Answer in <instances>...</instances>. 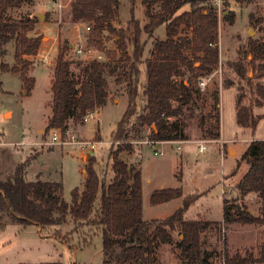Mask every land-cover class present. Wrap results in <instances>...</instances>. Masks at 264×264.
<instances>
[{
    "label": "trees",
    "instance_id": "obj_1",
    "mask_svg": "<svg viewBox=\"0 0 264 264\" xmlns=\"http://www.w3.org/2000/svg\"><path fill=\"white\" fill-rule=\"evenodd\" d=\"M31 1L0 0V61L7 54L6 45L14 41L16 62L14 65L1 63L0 70L20 73L27 93L35 87L36 80L28 75L31 64L25 57L38 53L42 39L29 37L37 18H16L12 12ZM122 1H72V22L93 24L89 27L88 47L105 53L104 32L107 30L115 34L121 54L106 52L103 61L79 64L80 71L74 75L71 63L65 58L67 47L61 46L51 87V114L46 126L47 133L59 129L64 135L69 129V121L83 124L87 116L107 105L111 95L108 79L115 78L117 85L124 86L128 105L111 135V141L118 144L117 149L113 147L110 152L113 180L108 185L102 181L95 169L96 158L89 157L84 166V188L73 190L69 204L64 200L63 181L26 180L27 161L19 164L5 180L0 179V214L12 216L23 227L36 225L48 229L55 240L69 246L75 234L84 232L90 241L101 235L104 264H160L159 249L175 244L181 264H215L213 252L205 248L203 237L217 229L219 222L185 220L187 211L201 195L184 196L182 188L156 190L150 198L153 206L181 198L183 205L165 220L146 221L142 168L129 166L121 155L134 152L136 143L144 140L174 143L189 140L188 121L195 116L200 118L203 138L220 139V91L214 89L206 95L200 88V81L209 78L220 65L216 0H141L147 10L148 23L141 27L132 8L129 27L116 30L112 22ZM128 1L134 6L137 0ZM221 2L224 13L228 11L224 20L233 24L234 12L229 8L231 0ZM186 6L190 9L181 12ZM163 25L166 38L155 39L150 57L144 60L143 32L153 37ZM190 30L189 37L181 35ZM129 44L132 55L128 54ZM248 53L251 60L229 63L228 66L245 84L239 88L237 96L236 122L254 135L260 121L264 120V114L255 113L258 108L264 109V42L250 39ZM196 64L199 66L195 67ZM142 66L146 73L144 84L141 82ZM232 86L233 82L226 79L225 87ZM248 92L254 101L247 105ZM242 160L250 166L238 185L237 198L223 200V223L228 226L264 225V216H254L243 203L250 193L258 194L264 201V140L252 141ZM100 192V203L96 207ZM69 220L74 228L63 234L62 226ZM2 225L0 223V227ZM174 234H178L177 243ZM69 248L73 250L72 246ZM223 256L224 264H264V245L261 256L256 258L252 253L231 255L225 241Z\"/></svg>",
    "mask_w": 264,
    "mask_h": 264
},
{
    "label": "rangeland",
    "instance_id": "obj_2",
    "mask_svg": "<svg viewBox=\"0 0 264 264\" xmlns=\"http://www.w3.org/2000/svg\"><path fill=\"white\" fill-rule=\"evenodd\" d=\"M73 0H32L12 15L16 18H37L38 22L30 38L41 37L42 43L38 53L25 57L30 62L28 75L35 78V87L27 93L20 73L2 72L0 70V179L5 180L16 169L18 163L29 162L26 180L63 181L64 200L71 204L72 192L76 188L83 190L85 183V160L96 158L95 169L100 179L109 182L108 174L112 172L113 161L111 149H117L113 143L112 133L124 115L128 100L124 86L117 85L115 78L108 79L111 94L107 105L89 117L83 124L69 121V129L62 135L63 143H54L52 136L58 129L46 132L47 120L51 114V87L54 81L60 47H67L65 58L71 63V72L77 75L80 65L91 60H105L106 52L120 55L115 34L104 32L105 53L88 47V37L93 27L91 23L75 24L71 20V3ZM219 16L220 65L209 76L206 95L214 89L221 90V136L214 141H191L188 143H167L151 146L147 140L136 143L132 153H122L121 157L129 166L142 168V194L144 202V219L165 220L183 205V198L169 203L153 206L151 195L164 188H182L184 196L200 194V198L189 208L186 221H218L220 226L204 235L206 249L213 252L215 264H224L225 241L231 255L252 253L261 256L264 245V225H225L223 223V199H235L238 185L249 169V164L242 160L243 153L254 140H264V120L260 121L255 134L250 129L238 126L236 122V101L239 88L245 85L239 81L229 63L251 60L248 53L250 39L264 42V0H231L230 10L234 12V23L224 20V5L216 0ZM133 8V13H132ZM186 6L181 12L189 10ZM146 7L141 0L133 6L123 0L117 8V17L112 22L116 30L129 27L132 14L144 27L148 23ZM39 14L43 18H39ZM182 36L189 37L190 31H183ZM166 38V27H159L153 37L143 32L141 40L146 43L143 59L150 57L155 39ZM7 54L0 61L9 65L15 62V42L6 45ZM81 49L83 53L78 54ZM133 49L129 44L128 54ZM47 55L49 63L44 64L40 55ZM196 64L195 67H198ZM188 74L186 78H188ZM253 73L250 74V77ZM208 77V76H207ZM206 77V78H207ZM145 67H141V82L145 83ZM226 79L233 82L225 87ZM257 83L258 81H254ZM264 84V79L262 80ZM254 101L248 92L245 103ZM11 110V111H8ZM263 114L264 109H256ZM189 138L200 139V118L195 116L188 121ZM87 143V147L78 143ZM94 145L95 149L91 146ZM182 149L178 150V146ZM205 147L201 152L200 148ZM164 151V155L155 152ZM85 157V158H84ZM183 158L182 165L176 161ZM17 167V166H16ZM182 181H177L175 175ZM100 195L96 203L100 201ZM254 216H264V201L256 193H250L243 200ZM0 264H40L61 262V264H104L101 235L90 241L81 232L75 234L70 246L55 240L49 230L36 225L21 226L12 216L0 214ZM74 228L71 221L62 226L63 234ZM53 232V231H52ZM179 241L175 234V243ZM87 243V244H86ZM89 243V244H88ZM176 249V244L174 245ZM161 264H181L175 254L167 248L161 252Z\"/></svg>",
    "mask_w": 264,
    "mask_h": 264
},
{
    "label": "crops",
    "instance_id": "obj_3",
    "mask_svg": "<svg viewBox=\"0 0 264 264\" xmlns=\"http://www.w3.org/2000/svg\"><path fill=\"white\" fill-rule=\"evenodd\" d=\"M213 75V74H212ZM211 75V76H212ZM210 79V78H209ZM110 97H111V95H110ZM220 101H221V90H220ZM208 110H209V104H207L206 105V111L208 112ZM8 111H11V110H8ZM12 112V111H11ZM220 112H221V102H220ZM255 113H256V111H255ZM257 114V113H256ZM264 114V113H263ZM260 115V114H259ZM221 128H222V126H221ZM201 131V130H200ZM188 133V132H187ZM191 141H194V142H197V141H210V140H207V139H205V138H203V136L201 135L200 136V139H191V138H189V140H187V141H183L184 143H188V142H191ZM214 141V140H213ZM167 143H172V142H165L164 144H162V145H165V144H167ZM174 143V142H173ZM85 158V157H84ZM182 163H183V158L181 157V159L179 160H177L176 161V164H179V165H182ZM19 164H21V163H18V164H16V166H18ZM16 166H15V168H16ZM15 171V170H14ZM14 171L12 172V174L14 173ZM28 172V170H26V173ZM108 176H109V182H107L106 184L108 185L112 180H113V178H114V173L113 172H110L109 174H108ZM175 178L177 179V181L179 182V181H182V174H181V176H180V178H178L177 177V175H175ZM181 184L180 183H178L177 184V187L176 188H181V187H179ZM164 189H166V188H164ZM224 200V199H223ZM99 203H100V201H99ZM99 203H96V207L97 206H99ZM143 206H144V202H143ZM143 215H144V211H143ZM203 220H206V219H203ZM69 221H71V220H69ZM207 221H210V220H207ZM211 222H218V221H211ZM73 223V222H72ZM174 237H175V234H174ZM167 246V248L168 249H170L174 254H175V256L177 257V259H178V249H174V245H163L160 249H159V251H158V259H159V262H160V264L162 263L161 262V252H162V250H163V248H165ZM179 260V259H178ZM180 262V261H179ZM181 263V262H180Z\"/></svg>",
    "mask_w": 264,
    "mask_h": 264
},
{
    "label": "built area",
    "instance_id": "obj_4",
    "mask_svg": "<svg viewBox=\"0 0 264 264\" xmlns=\"http://www.w3.org/2000/svg\"><path fill=\"white\" fill-rule=\"evenodd\" d=\"M88 30H90V28H88ZM77 53L78 54H81V53H83V51L81 50V49H79V50H77ZM40 57H41V59H42V62L44 63V64H48L49 63V58H48V56L47 55H40ZM208 81H209V78H206V79H203V80H201L200 81V88L202 89V90H204L207 86H208ZM90 116H92V115H90ZM90 116H87L86 118H85V121H88L89 120V117ZM61 137H62V132H61V130H57V133H55L53 136H52V140L54 141V143H63L62 142V140H61ZM146 143L148 144V145H151V146H156L157 144H164L165 142H154V141H149V140H147L146 141ZM179 143H182V142H179ZM79 145H83L84 147H87V143H78ZM91 148L92 149H95V146L94 145H92L91 146ZM182 149V145H180V146H178V150H181ZM205 147H201L200 148V151L201 152H203V151H205ZM155 155H164V151H160V152H158V151H156L155 152Z\"/></svg>",
    "mask_w": 264,
    "mask_h": 264
},
{
    "label": "water",
    "instance_id": "obj_5",
    "mask_svg": "<svg viewBox=\"0 0 264 264\" xmlns=\"http://www.w3.org/2000/svg\"><path fill=\"white\" fill-rule=\"evenodd\" d=\"M39 18H43V16L39 14ZM181 238H183V236H181ZM139 264H141V263H139Z\"/></svg>",
    "mask_w": 264,
    "mask_h": 264
}]
</instances>
